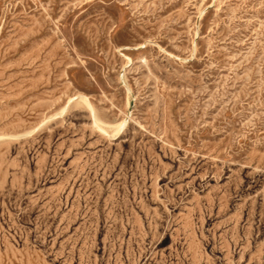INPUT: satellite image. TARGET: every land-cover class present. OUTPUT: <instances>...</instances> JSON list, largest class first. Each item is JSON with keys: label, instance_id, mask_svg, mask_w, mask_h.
<instances>
[{"label": "rangeland", "instance_id": "374dc122", "mask_svg": "<svg viewBox=\"0 0 264 264\" xmlns=\"http://www.w3.org/2000/svg\"><path fill=\"white\" fill-rule=\"evenodd\" d=\"M0 264H264V0H0Z\"/></svg>", "mask_w": 264, "mask_h": 264}, {"label": "bare ground", "instance_id": "6f19581e", "mask_svg": "<svg viewBox=\"0 0 264 264\" xmlns=\"http://www.w3.org/2000/svg\"><path fill=\"white\" fill-rule=\"evenodd\" d=\"M122 75V74H121ZM122 85V84H121ZM79 99V101H81V103H83V105L85 104L86 106H88V103H87V101H86V99L85 98H83V97H79L78 98ZM77 103V102H76ZM66 107V106H65ZM66 109V108H65ZM91 109V108H90ZM62 110V109H61ZM61 110H59V113L58 114H60V111ZM89 111V110H88ZM91 111H92V109H91ZM61 112H63V111H61ZM58 114H55V115H58ZM89 114H91V113H89ZM95 114V113H94ZM54 115V116H55ZM92 119V118H91ZM93 122H94V124H96V126L97 127H99V128H101L102 129V127H101V125L99 124V121H98V119L95 117V116H93ZM124 120L122 121V122H120L119 124L117 123V125L114 127V131H115V133H117L119 130H120V128L123 126V124H124ZM93 124V125H94ZM95 126V125H94ZM103 126V125H102ZM105 126V125H104ZM108 129V128H107ZM100 130V129H99ZM107 132H108V130H107ZM113 132V131H112ZM111 132V133H112ZM106 133V132H105ZM114 133V134H115ZM25 134V133H24ZM113 134V135H114ZM19 135H22V134H19ZM18 135V136H19ZM110 135V134H109ZM26 136V135H25ZM112 136V135H111ZM13 137V136H12ZM15 137H17V136H15Z\"/></svg>", "mask_w": 264, "mask_h": 264}]
</instances>
